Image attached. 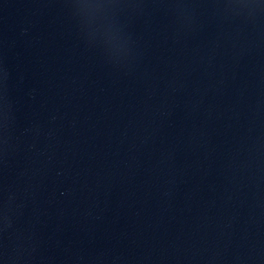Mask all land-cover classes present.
<instances>
[{"label":"water","instance_id":"95a60500","mask_svg":"<svg viewBox=\"0 0 264 264\" xmlns=\"http://www.w3.org/2000/svg\"><path fill=\"white\" fill-rule=\"evenodd\" d=\"M0 264H264V0H0Z\"/></svg>","mask_w":264,"mask_h":264}]
</instances>
